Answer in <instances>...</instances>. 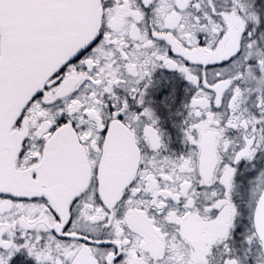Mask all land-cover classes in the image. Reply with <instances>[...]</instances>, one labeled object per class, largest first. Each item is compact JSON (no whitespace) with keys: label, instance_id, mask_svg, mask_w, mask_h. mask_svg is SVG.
<instances>
[{"label":"snow or ice","instance_id":"obj_1","mask_svg":"<svg viewBox=\"0 0 264 264\" xmlns=\"http://www.w3.org/2000/svg\"><path fill=\"white\" fill-rule=\"evenodd\" d=\"M0 264H264V0H0Z\"/></svg>","mask_w":264,"mask_h":264}]
</instances>
